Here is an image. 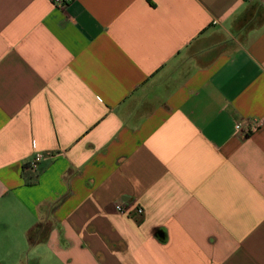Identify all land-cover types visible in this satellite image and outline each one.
<instances>
[{"label": "crops", "instance_id": "obj_1", "mask_svg": "<svg viewBox=\"0 0 264 264\" xmlns=\"http://www.w3.org/2000/svg\"><path fill=\"white\" fill-rule=\"evenodd\" d=\"M263 118L264 0H0V264H264Z\"/></svg>", "mask_w": 264, "mask_h": 264}, {"label": "built area", "instance_id": "obj_2", "mask_svg": "<svg viewBox=\"0 0 264 264\" xmlns=\"http://www.w3.org/2000/svg\"><path fill=\"white\" fill-rule=\"evenodd\" d=\"M72 0H53V3L57 6H67ZM264 124L263 119H252L246 123L240 122L236 125V130L242 135H249L251 132L256 131L260 126ZM43 159V155L37 153L34 157L26 164L25 169H30L32 171H37L39 164ZM116 211L120 215H127V209L122 204H117ZM139 214H143L142 209H138Z\"/></svg>", "mask_w": 264, "mask_h": 264}]
</instances>
